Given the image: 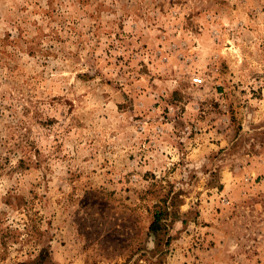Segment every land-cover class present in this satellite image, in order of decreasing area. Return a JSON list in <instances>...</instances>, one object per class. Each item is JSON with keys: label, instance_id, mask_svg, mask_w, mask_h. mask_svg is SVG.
<instances>
[{"label": "rangeland", "instance_id": "rangeland-1", "mask_svg": "<svg viewBox=\"0 0 264 264\" xmlns=\"http://www.w3.org/2000/svg\"><path fill=\"white\" fill-rule=\"evenodd\" d=\"M40 254L264 264V0H0V264Z\"/></svg>", "mask_w": 264, "mask_h": 264}, {"label": "trees", "instance_id": "trees-1", "mask_svg": "<svg viewBox=\"0 0 264 264\" xmlns=\"http://www.w3.org/2000/svg\"><path fill=\"white\" fill-rule=\"evenodd\" d=\"M164 212L165 211H163L162 208L154 211L153 220L151 221L149 225V230L151 231V233L157 234L161 230V228H164L166 226V223L163 220L165 218L163 216ZM42 262H43V258L40 254L35 260H33L32 262L28 264H42ZM21 264H24V263H21Z\"/></svg>", "mask_w": 264, "mask_h": 264}]
</instances>
